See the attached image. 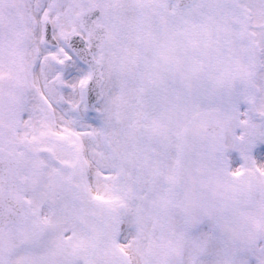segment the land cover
Here are the masks:
<instances>
[{
	"label": "snow or ice",
	"instance_id": "6c2138e0",
	"mask_svg": "<svg viewBox=\"0 0 264 264\" xmlns=\"http://www.w3.org/2000/svg\"><path fill=\"white\" fill-rule=\"evenodd\" d=\"M0 264H264V0H0Z\"/></svg>",
	"mask_w": 264,
	"mask_h": 264
}]
</instances>
